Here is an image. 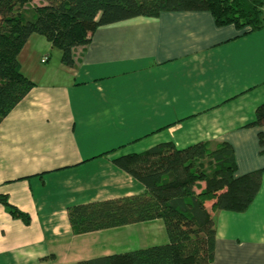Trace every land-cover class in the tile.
<instances>
[{"label":"crops","instance_id":"0c3cea01","mask_svg":"<svg viewBox=\"0 0 264 264\" xmlns=\"http://www.w3.org/2000/svg\"><path fill=\"white\" fill-rule=\"evenodd\" d=\"M41 37L18 57L34 87L0 123V195L29 216L25 224L0 204V264H75L166 243L160 220L73 232L69 207L144 192L117 156L229 143L236 176L264 168V126L246 127L264 101V7L255 30L219 27L208 12L99 27L72 50V67L57 55L51 68ZM212 216V264H264V174L245 212Z\"/></svg>","mask_w":264,"mask_h":264},{"label":"trees","instance_id":"16d2710c","mask_svg":"<svg viewBox=\"0 0 264 264\" xmlns=\"http://www.w3.org/2000/svg\"><path fill=\"white\" fill-rule=\"evenodd\" d=\"M0 0V123L34 87L19 66V54L33 34L59 50L60 62L72 67V50L89 44L103 26L161 13L208 12L217 26L260 27L264 0ZM264 126V101L246 127ZM260 154L264 133L258 132ZM112 163L144 186L138 195L75 205L67 209L75 235L162 221L167 241L143 249L75 264H212L215 251L213 211L245 212L255 200L264 168L236 176L229 143L209 148L204 142L177 149L159 143L141 153L117 156ZM200 184H204L201 189ZM210 207L206 204L210 203ZM0 204L12 218L29 216Z\"/></svg>","mask_w":264,"mask_h":264},{"label":"rangeland","instance_id":"374dc122","mask_svg":"<svg viewBox=\"0 0 264 264\" xmlns=\"http://www.w3.org/2000/svg\"><path fill=\"white\" fill-rule=\"evenodd\" d=\"M42 3H43L42 0H35V2L33 3V5L36 6V5H40ZM41 40H42L43 43H45L44 45L46 46V48L48 49V51H50V53L52 52L53 55H54L53 58H52V60L49 62V64L51 65V68H53L54 67L53 64L55 63L54 61L57 60V55H59V59H60V52H59L58 49H56L54 47H51L50 43L44 37H41ZM47 61H48V59H47Z\"/></svg>","mask_w":264,"mask_h":264},{"label":"built area","instance_id":"2783aa9c","mask_svg":"<svg viewBox=\"0 0 264 264\" xmlns=\"http://www.w3.org/2000/svg\"><path fill=\"white\" fill-rule=\"evenodd\" d=\"M47 57H43L42 60H41V63H45L47 61Z\"/></svg>","mask_w":264,"mask_h":264}]
</instances>
